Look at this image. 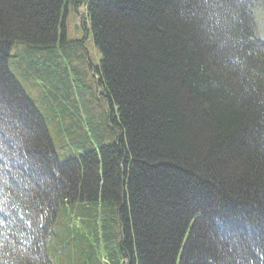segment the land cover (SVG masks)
Instances as JSON below:
<instances>
[{"label": "trees", "instance_id": "trees-1", "mask_svg": "<svg viewBox=\"0 0 264 264\" xmlns=\"http://www.w3.org/2000/svg\"><path fill=\"white\" fill-rule=\"evenodd\" d=\"M61 209L74 264H264V0H0V264Z\"/></svg>", "mask_w": 264, "mask_h": 264}, {"label": "rangeland", "instance_id": "rangeland-1", "mask_svg": "<svg viewBox=\"0 0 264 264\" xmlns=\"http://www.w3.org/2000/svg\"><path fill=\"white\" fill-rule=\"evenodd\" d=\"M67 20V21H66ZM64 27H65V37L64 39L66 40H80L82 36L85 35L82 29H88L89 24H88V19L86 13L82 10L80 11V14H70L69 18L64 20ZM62 31V30H61ZM59 39H61V34L59 32L58 35ZM89 37H87L85 41V45L87 49L89 50V53L92 54L93 56V62L94 64L98 65L100 58L98 54L95 52L94 47L92 46V42H88ZM65 40V41H66ZM37 44V43H36ZM38 47H41L40 44H37ZM15 60V59H14ZM50 135H52L50 133ZM61 160V159H60ZM69 161V160H68ZM61 162H65L62 161ZM64 224H66V219L62 220ZM58 235L53 236L50 238L48 242V255L51 261H53L54 264H74L72 260H70V256L73 257L75 250L69 249L68 250L65 248L64 245V237L67 234L68 230L66 226H61V221L58 219L57 225L55 227ZM198 230H200L198 228Z\"/></svg>", "mask_w": 264, "mask_h": 264}, {"label": "bare ground", "instance_id": "bare-ground-1", "mask_svg": "<svg viewBox=\"0 0 264 264\" xmlns=\"http://www.w3.org/2000/svg\"><path fill=\"white\" fill-rule=\"evenodd\" d=\"M88 43V42H87Z\"/></svg>", "mask_w": 264, "mask_h": 264}]
</instances>
